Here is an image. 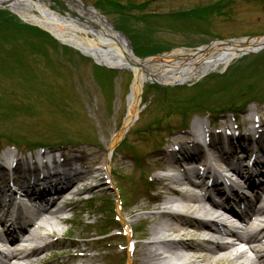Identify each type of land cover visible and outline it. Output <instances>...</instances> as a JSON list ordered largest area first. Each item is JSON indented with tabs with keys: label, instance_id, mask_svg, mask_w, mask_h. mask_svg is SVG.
Segmentation results:
<instances>
[{
	"label": "rangeland",
	"instance_id": "1",
	"mask_svg": "<svg viewBox=\"0 0 264 264\" xmlns=\"http://www.w3.org/2000/svg\"><path fill=\"white\" fill-rule=\"evenodd\" d=\"M46 1L47 4L49 1L53 2ZM107 1L114 3L109 5L105 3ZM199 1L200 4L222 2V0ZM236 1L239 2V0ZM249 1L251 3L248 2L247 5L239 2L236 8L239 9L240 14L236 10L231 24L221 27L219 24L222 19H220L215 23L216 26L211 28L218 34L225 35L226 39L264 37V0ZM81 2L95 6L113 26L124 32L134 43L145 39L146 34L143 32L133 39L131 33L137 28L141 29L142 26L136 24L135 29L130 23L132 21H127L124 11L116 7L125 5L126 0H81ZM173 2V0L157 2L158 6L155 8L163 12L168 7L171 9ZM64 8L68 9L63 2H54L51 6V9L61 15ZM67 11L74 14L72 10ZM225 18L231 17L227 15ZM161 40L163 42L162 38ZM170 41L175 49H196L209 43V41H199L196 44L182 42L180 45L176 43L178 39ZM64 47L61 43H54V41L33 44L16 39H4L0 43V159H3L5 154H14L16 163L13 165V170L10 168L12 171H17L16 176H22L28 173L27 170L20 171L19 168L24 159L31 160L30 164L33 165L41 161H52V159L63 162L62 154L71 157L79 156L83 151L95 152L102 160L109 155L108 166L111 168L112 183L107 178L104 165L99 164V167L103 169L99 175L78 185L81 189L79 201L70 204L69 212H67L72 219L71 223L69 221L59 224L60 229L68 234L67 238L75 244H65L67 240L54 239L42 254L34 256L33 259L38 263L43 261V264H83L87 260L92 261L93 258H96L95 264L97 262L98 264H126L128 239L120 234L97 239L95 237L116 227L120 231V228L122 230L128 223L132 225V242L135 244L133 257L136 259V264H140L142 247L150 242L152 228L150 220L162 212L160 209L163 208L159 199L163 198L165 190L162 187L166 182L161 181V173H158V170H166L173 165L168 158L170 139L183 136L195 122H199L209 129L208 140L212 143L213 152L217 151L220 146L218 143L223 140L222 135L220 139L217 136L221 131L223 135L232 134L231 147L239 149L238 157H242L241 149L246 145L254 149L264 145V104L251 103L253 96L264 99V79L253 84L258 76L264 75V68L255 69L257 64H264V56L262 57L261 53L250 55L258 57L255 59L256 64L247 66V74L254 69V74L248 75V80L243 79L245 75L240 78L230 77V72L224 76L225 81L224 77L221 80L214 75L212 79L215 81L208 80L207 89L200 93L194 94V90L188 88L205 77L194 78L187 86L173 91L154 90V93H151L147 89H150L152 84H146L142 92L138 120L133 123L122 139L126 138L127 141L122 148H119L121 140L109 153L107 145L112 135L121 130V123L128 113L132 78L126 72L128 70H124L118 71L120 74L115 81H112L114 77L98 73L97 67H93L97 64L92 58L82 57V54L72 47L66 46L68 50ZM17 57L18 60L15 62ZM250 59L246 57L237 64H247ZM225 70L220 68L215 73H224ZM214 82L221 84L217 85ZM174 91L180 93L174 95ZM193 94L195 96L193 100L203 103V107L207 110L221 111V113L215 115L216 117H209L200 112L190 113L189 116L187 115V124L184 125L181 114L176 113V107L174 105L169 107L161 100L169 97L181 101ZM240 101L247 102L245 108L240 111H222L232 107L233 104L238 105ZM249 115L257 120L259 127L255 138L244 132V120L247 121ZM235 123L238 124V129H234ZM224 125L227 126L226 131ZM167 126L170 128L168 129ZM261 135L262 138H260ZM26 143L45 144L46 147L28 148ZM202 146L203 141L200 142L201 149ZM40 154L42 159L39 158ZM251 159H246V162L250 163ZM234 162L236 161H230V163ZM182 164L187 166V162ZM43 166L54 170L61 169V166L56 164ZM250 167L256 173H260V170L264 173V167H257V163L251 161ZM10 173L9 171L8 179ZM171 173L179 174V172ZM248 176V172L243 173L244 180ZM259 179L264 180V177L260 176ZM254 180L257 181L258 178L254 177ZM148 181L150 185H147ZM9 184L11 185V181ZM116 187L124 191L127 199L124 208H121V215L117 211L119 201ZM14 188L17 192L18 186ZM236 188L241 190L239 187ZM248 189H243L248 194L246 200L254 201V195ZM26 202L33 204L31 200ZM113 208L114 217L117 216L119 219L117 222L111 220ZM236 209L239 208L236 206ZM94 238L102 240L94 241ZM84 240H90L94 246V251H89L87 255L91 259L80 257L75 261L71 260L72 253L83 249L81 242ZM58 242L62 243L58 244Z\"/></svg>",
	"mask_w": 264,
	"mask_h": 264
},
{
	"label": "bare ground",
	"instance_id": "2",
	"mask_svg": "<svg viewBox=\"0 0 264 264\" xmlns=\"http://www.w3.org/2000/svg\"><path fill=\"white\" fill-rule=\"evenodd\" d=\"M63 1L77 16L70 12L63 16L41 0H0V7H8L27 22L39 25L62 43L94 59L100 65L115 70H132L134 80L128 98V114L123 128L112 135L107 145L109 153L122 140L127 128L136 121L146 84L157 83L168 86L187 83L194 78L204 77L220 68H225L244 55L256 53L264 47V37H259L235 42H215L196 50H174L162 56L140 60L134 56L124 37L117 33L97 11L84 7L78 0ZM257 125L256 119L249 115L247 121L244 120V132L255 138L259 128ZM238 127L237 123L234 124V129ZM224 129H227V126L224 125ZM209 136L208 127L195 122L183 136H175L168 141V158L173 164L169 170L179 174H169L161 181L166 182L163 188L166 194L180 197V216L175 217L168 212H162L150 220V226H152L150 242L142 247L140 264H264V224L259 228L256 226V220L264 219L257 217L264 216V207L259 209L255 204L264 200V183L257 185L256 181L254 182V177H264V173L262 170L260 173L251 171L250 167L251 161L257 163L259 168L264 167V145L258 149L246 145L241 149L242 157H238L239 149L231 147L232 134L223 135L222 131L217 134L219 139L223 137V140L218 143L220 146L217 152L211 149L212 143L208 141ZM200 140L208 141L207 152L200 148ZM80 154L71 157L62 154L63 162L52 159V161H41L32 165L28 159L21 161L20 171L30 170L29 173L32 174L28 175L29 179L26 176L13 178V184L14 187H23L25 197L35 196L36 204L33 205L28 202L20 204L17 201L21 195L18 196L14 188L9 187L8 165L0 161V222L7 217L8 208L16 205L13 212L10 211L11 220H6L8 222H5V225H0V230L3 231L1 238H6L10 242L13 251L12 254L4 255V258L0 259V264H10V261L17 257L30 259V264H43V261L38 263L32 257L42 254L52 242L45 247L29 249L44 242L48 237H62L64 231L58 225L60 224L58 213L63 208L54 207L64 198L63 193L69 190V183L95 178L102 171L99 164L104 165L106 175L110 178L109 155L102 160L95 152L83 151ZM41 157L42 154L40 159ZM248 158H252L250 163L246 162ZM231 160L236 161L233 164L240 177L244 172L249 171L250 176L247 180L249 189L254 192V201L244 202L238 189L233 186L224 188L223 182L214 176L216 167L222 166L226 169L225 163ZM210 161L213 164H210ZM182 162H187V166H184ZM53 164L62 167L66 177L65 182L69 185L64 186L65 182L59 178V181L55 180L56 185L49 186L50 181H47L43 190H36L32 186L33 182L40 181L42 178L33 174L39 173L36 171L42 170L45 167L43 165ZM53 174L55 176L57 173ZM45 179L47 178H43ZM178 187H187L186 191L191 193L182 194ZM200 192L203 193L202 196ZM210 200L214 201L215 208L228 215L238 216L243 223V230H246L247 245L253 247L252 251L257 256L256 260H251L246 251L235 256L234 251L237 246L225 243V237L237 236L235 227L224 226L223 229H219V232H215L210 222H200L190 216L189 213L195 206L194 212H200L204 202ZM236 206L239 209H236ZM118 211L121 215V210ZM125 230L130 240L132 235L129 224L126 225ZM165 234L175 237V241L161 240ZM61 243L58 242V244ZM64 243L75 244L71 240ZM167 253L171 257H165ZM127 255L126 264H136L131 250H128ZM71 257V260L75 261L79 256L71 254ZM89 261L90 263L87 261L84 264H95L96 258Z\"/></svg>",
	"mask_w": 264,
	"mask_h": 264
},
{
	"label": "flooded vegetation",
	"instance_id": "3",
	"mask_svg": "<svg viewBox=\"0 0 264 264\" xmlns=\"http://www.w3.org/2000/svg\"><path fill=\"white\" fill-rule=\"evenodd\" d=\"M171 4L172 8L168 9V14L153 15L155 12H150V21L153 23H164L163 25H150V30L152 29H162L164 32H167L170 35L175 36H184V33L190 32H199L202 30L201 20L194 17L191 8L194 3L192 0H173ZM157 2H152L151 5H156ZM170 5V6H171ZM187 10L190 12H184ZM156 36H154L155 38ZM189 37V36H187ZM147 38H145L146 41Z\"/></svg>",
	"mask_w": 264,
	"mask_h": 264
},
{
	"label": "trees",
	"instance_id": "4",
	"mask_svg": "<svg viewBox=\"0 0 264 264\" xmlns=\"http://www.w3.org/2000/svg\"><path fill=\"white\" fill-rule=\"evenodd\" d=\"M4 39H16L28 43L54 41L39 28L22 23L11 13L0 10V43ZM18 57L15 62H17Z\"/></svg>",
	"mask_w": 264,
	"mask_h": 264
}]
</instances>
